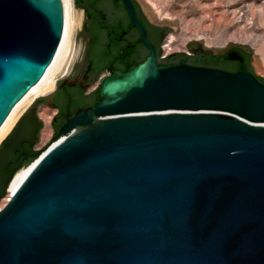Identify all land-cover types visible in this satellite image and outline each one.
<instances>
[{
    "label": "water",
    "instance_id": "1",
    "mask_svg": "<svg viewBox=\"0 0 264 264\" xmlns=\"http://www.w3.org/2000/svg\"><path fill=\"white\" fill-rule=\"evenodd\" d=\"M124 1L151 55L102 78L95 105L45 151L23 148L43 127V97L0 150V199L36 161L0 209V264H264V83L158 66ZM64 28L62 0H0V128L47 74Z\"/></svg>",
    "mask_w": 264,
    "mask_h": 264
},
{
    "label": "flooded vegetation",
    "instance_id": "2",
    "mask_svg": "<svg viewBox=\"0 0 264 264\" xmlns=\"http://www.w3.org/2000/svg\"><path fill=\"white\" fill-rule=\"evenodd\" d=\"M130 2L136 19L145 31L147 42L154 48L158 66L188 64L228 72L244 71L257 77L251 66L252 51L249 49L244 51L227 46L222 52L214 53L201 43L190 42L188 51L166 52L169 30L149 16L140 0ZM77 3L83 14L77 34L75 33V44H80L78 53L68 71L59 78L55 89L34 106L42 123L38 107L44 105L53 110V138L66 120L72 118L77 111L95 105L102 78L112 76L115 70L127 72L151 55L149 46L142 40L143 30L135 25L124 0H77ZM232 52L238 53L241 59H230ZM215 57L221 58L220 67L210 66L209 62ZM94 84L97 86L92 88ZM42 128L36 133L32 144L23 143L27 153L42 151L37 148ZM9 142L10 138L4 147ZM33 160V157L25 159L23 167ZM12 169L13 164H9L7 171L10 175H13Z\"/></svg>",
    "mask_w": 264,
    "mask_h": 264
},
{
    "label": "rangeland",
    "instance_id": "3",
    "mask_svg": "<svg viewBox=\"0 0 264 264\" xmlns=\"http://www.w3.org/2000/svg\"><path fill=\"white\" fill-rule=\"evenodd\" d=\"M140 2L157 24L169 30L166 52L188 51L187 46L190 42L201 43L214 53L222 52L232 43L249 46L252 50V69L257 77L264 80V0H140ZM75 8L78 29L83 14L79 7ZM79 45L77 42V50ZM96 86L97 84H94L92 88ZM37 112L43 121L37 145L41 150L53 137L51 127L53 110L40 105ZM20 120L2 143L0 150L14 134ZM55 142L53 139L47 147ZM5 197L0 199V209L7 203Z\"/></svg>",
    "mask_w": 264,
    "mask_h": 264
},
{
    "label": "bare ground",
    "instance_id": "4",
    "mask_svg": "<svg viewBox=\"0 0 264 264\" xmlns=\"http://www.w3.org/2000/svg\"><path fill=\"white\" fill-rule=\"evenodd\" d=\"M62 1L65 12V28L60 48L43 80L38 85L34 86L23 97V99L15 106L3 126L0 128V146L10 135L20 118H22L23 114L35 102V100L39 97L46 96L55 89L59 78L64 72L68 71L78 53L75 44V33L78 24V15L75 8L74 0ZM35 163L36 161H33L31 164L23 167L16 173L14 179L12 180L9 186L7 196L5 197V202H8L10 200L13 192L28 176V174L33 169Z\"/></svg>",
    "mask_w": 264,
    "mask_h": 264
},
{
    "label": "trees",
    "instance_id": "5",
    "mask_svg": "<svg viewBox=\"0 0 264 264\" xmlns=\"http://www.w3.org/2000/svg\"><path fill=\"white\" fill-rule=\"evenodd\" d=\"M78 7H79V5H78ZM209 64H210V66L211 67H220V64H222V60H221V58H217V57H215V58H213L210 62H209ZM258 79L261 81V82H263L264 83V80L263 79H261V78H259L258 77ZM40 101V100H39ZM38 101V102H39ZM16 130H17V128H16ZM15 130V131H16ZM15 133V132H14ZM7 144V142L4 144V146Z\"/></svg>",
    "mask_w": 264,
    "mask_h": 264
},
{
    "label": "built area",
    "instance_id": "6",
    "mask_svg": "<svg viewBox=\"0 0 264 264\" xmlns=\"http://www.w3.org/2000/svg\"><path fill=\"white\" fill-rule=\"evenodd\" d=\"M53 144H54V143H53ZM53 144H52V145H53Z\"/></svg>",
    "mask_w": 264,
    "mask_h": 264
}]
</instances>
